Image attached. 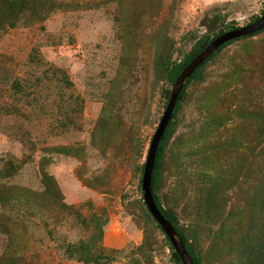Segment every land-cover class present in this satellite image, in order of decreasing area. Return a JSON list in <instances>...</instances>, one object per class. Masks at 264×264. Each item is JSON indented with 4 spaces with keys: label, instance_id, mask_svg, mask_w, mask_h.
<instances>
[{
    "label": "rangeland",
    "instance_id": "rangeland-1",
    "mask_svg": "<svg viewBox=\"0 0 264 264\" xmlns=\"http://www.w3.org/2000/svg\"><path fill=\"white\" fill-rule=\"evenodd\" d=\"M2 2L17 20L0 23V186L34 196L0 204V264H179L142 190L170 76L264 0ZM187 83L154 192L199 264H244L264 176V30Z\"/></svg>",
    "mask_w": 264,
    "mask_h": 264
},
{
    "label": "trees",
    "instance_id": "trees-1",
    "mask_svg": "<svg viewBox=\"0 0 264 264\" xmlns=\"http://www.w3.org/2000/svg\"><path fill=\"white\" fill-rule=\"evenodd\" d=\"M2 1L3 0H0V11L3 12V13H5V15H0V23L2 21L9 22V21H13V20L15 21V20H17L15 17L7 16L8 15L7 13H9V12H7V10L4 7V4H3ZM26 8H27V2H24V0H21V3H18L16 5L11 4V7L10 8H7V9L12 10V11H18L19 13H22V12H24L26 10ZM262 31H260V32H262ZM260 32H258L256 34H253V35H250L248 37L255 36V35L259 34ZM221 34H223V32ZM221 34H219V35H221ZM218 36H215V38L218 37ZM248 37H245V38H248ZM238 40H240V39H238ZM234 41H237V40H234ZM234 41H232V42L224 45L223 47H221L219 49V51L216 54H214L208 61L212 60L219 52L222 51V49L224 47H226L227 45L233 43ZM208 44L202 46L196 53H194L184 63L180 64L179 66H177L172 71L171 76H170V82L173 85L175 84L177 78L179 77V75L181 74V72L183 71V69ZM199 69L193 74L192 78L194 77V75H196V73L199 71ZM187 85H188V83H187ZM187 85L185 84L184 90L182 91V93H181V95L179 97V101H178L177 106H176V109L174 111L173 119L170 122L169 126L167 127L166 132H165V134H164V136L162 138L161 144L159 146L157 160H156V165H155L154 174H153V183H152L153 192H154L155 186H156V179H157L158 170H159V167H160V165L162 163L165 149L167 148V145H168V139H169V136H170V133H171V129L173 127V121H174V119L176 117V111H177L179 102H180V100L183 97V93H184ZM170 95H171V92L170 91L167 92L166 96L168 98V101L170 99ZM166 106H167V104H166ZM50 184H52L53 186L56 187V185L53 182V178L50 177V176H48V174H44V185H45L46 188H45V193H43V194L44 195H49L50 197H52V198H54L56 200V193H55V191L52 192L50 190V187H49ZM33 196H34V192L33 193L32 192H27V191H24L23 189L16 190L15 188L14 189H12V188L7 189L5 187H1L0 186V204L3 205V206H5V207H8V208H12V206H14V205L15 206H19L20 204L26 205V204H28L31 201L30 199H32ZM21 197H22V199H18V198H21ZM23 198L26 199V200H23ZM154 199H155V202H156L159 210L168 219V221L170 223H172L171 218L168 216V214L165 211V209L161 206V203L159 201V198L157 197V195L155 194V192H154ZM19 200H23V201L20 202ZM27 200H28V202H27ZM51 201L53 203H56L54 200H51ZM252 201H253V206L256 208L255 209V213H254L255 216H254V219L252 220V222L250 224V233L247 234L246 236H243L240 239L239 244H238V249H239L240 257H241L242 262L244 264H264V176L261 179V182H260V184L258 186V189H257V192L255 194V197L253 198ZM23 205H21V206H23ZM38 209L40 210V212L42 214L44 212H46L45 208L44 209H40L38 207ZM173 226L175 227L174 224H173ZM159 228L161 229L160 226H159ZM175 229H176V227H175ZM176 231H177L179 237L181 238V240L183 241V243H184L186 249L188 250L190 256L194 260V263L195 264H199V259L190 250V248H189V246H188V244H187V242L185 240L184 234L181 231H179L178 229H176ZM170 245H171V248H172V251H173V255H174L175 259L177 260V262H179V264H183L182 261L180 260L179 256L175 252V249L172 246L171 242H170ZM83 247L84 248L88 247V249L90 248L89 244L88 245L87 244H83ZM12 260H13V262L15 261L14 259H12Z\"/></svg>",
    "mask_w": 264,
    "mask_h": 264
},
{
    "label": "water",
    "instance_id": "water-1",
    "mask_svg": "<svg viewBox=\"0 0 264 264\" xmlns=\"http://www.w3.org/2000/svg\"><path fill=\"white\" fill-rule=\"evenodd\" d=\"M264 30V15L257 21L249 24L248 26L237 28L226 33H223L213 39L191 62L183 69L177 78L174 87L171 91L170 99L166 106V110L157 128L156 133L151 141L147 161L144 167L142 190L145 205L152 215L153 219L161 227L167 238L170 240L175 252L179 256L183 264H195L190 256L183 241L179 237L175 227L159 210L152 189L153 174L156 165L159 146L162 138L166 132L167 127L173 119L174 111L176 109L179 97L184 90L186 82L193 76V74L204 65L214 54H216L221 47L238 39L248 37Z\"/></svg>",
    "mask_w": 264,
    "mask_h": 264
}]
</instances>
